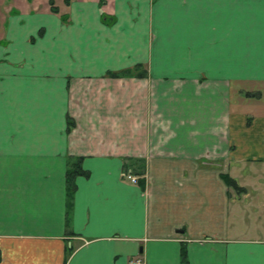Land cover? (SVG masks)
Returning a JSON list of instances; mask_svg holds the SVG:
<instances>
[{"label":"crops","instance_id":"crops-1","mask_svg":"<svg viewBox=\"0 0 264 264\" xmlns=\"http://www.w3.org/2000/svg\"><path fill=\"white\" fill-rule=\"evenodd\" d=\"M53 7L0 0V264H264V0Z\"/></svg>","mask_w":264,"mask_h":264},{"label":"trees","instance_id":"trees-1","mask_svg":"<svg viewBox=\"0 0 264 264\" xmlns=\"http://www.w3.org/2000/svg\"><path fill=\"white\" fill-rule=\"evenodd\" d=\"M51 4H52V8L55 12H57V9L53 7V0H51ZM139 66L136 67L135 69H130V70H125V71H121L119 73H110L109 76L112 78H126V77H132L135 76L140 78L142 77L140 74L136 73L135 71L139 70ZM247 96H254L251 94H248ZM75 127V123L73 121H69L68 122V130L69 132ZM140 176H142L143 179H139L138 180V184L144 188L145 187V179H144V175H145V167L144 165L142 167H140L138 169ZM87 172L83 170L82 168V158H73L71 159L69 166H68V170H67V190H68V203H69V207L71 206V201L72 198L75 194L76 191V179L79 176H86ZM225 181L232 187L234 188L236 191L240 192L242 189L239 187L238 183L236 182V180H234L233 178H231L228 175H224L223 176ZM182 258H183V262H186V252L185 250H183V254H182Z\"/></svg>","mask_w":264,"mask_h":264},{"label":"built area","instance_id":"built-area-1","mask_svg":"<svg viewBox=\"0 0 264 264\" xmlns=\"http://www.w3.org/2000/svg\"><path fill=\"white\" fill-rule=\"evenodd\" d=\"M124 178L129 180L130 182H132L134 184H138V178L134 177L130 173H125ZM131 264H141V263L139 261H133V262H131Z\"/></svg>","mask_w":264,"mask_h":264},{"label":"rangeland","instance_id":"rangeland-1","mask_svg":"<svg viewBox=\"0 0 264 264\" xmlns=\"http://www.w3.org/2000/svg\"><path fill=\"white\" fill-rule=\"evenodd\" d=\"M232 176L234 175V176H236V177H238L239 178V175H241V173L239 172V169H232ZM231 192L232 193H237V191H235V189L234 188H231ZM0 259H1V254H0Z\"/></svg>","mask_w":264,"mask_h":264}]
</instances>
